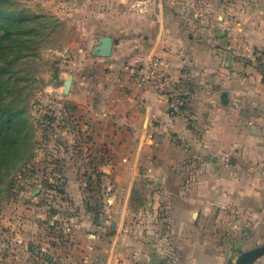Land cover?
Returning a JSON list of instances; mask_svg holds the SVG:
<instances>
[{
  "label": "crops",
  "instance_id": "obj_1",
  "mask_svg": "<svg viewBox=\"0 0 264 264\" xmlns=\"http://www.w3.org/2000/svg\"><path fill=\"white\" fill-rule=\"evenodd\" d=\"M53 1L58 12L82 8L92 33L89 58L58 74L62 93L72 77L63 93L69 123L56 119L41 131L50 140L39 144L40 160L48 144L56 158L67 156L42 181L59 178L67 194L59 203L70 213H51L45 223L42 204L24 210L1 264L217 263L212 244L201 240L206 225L190 208L212 193L187 194L181 186H235L216 168L264 148V0ZM101 37L113 42L108 57L91 55ZM155 58L185 99L175 115L134 73ZM79 164L90 170L89 183L103 178L114 187L113 206L96 213L84 205ZM191 168L201 170L188 176ZM43 190L28 195L42 201Z\"/></svg>",
  "mask_w": 264,
  "mask_h": 264
},
{
  "label": "rangeland",
  "instance_id": "obj_2",
  "mask_svg": "<svg viewBox=\"0 0 264 264\" xmlns=\"http://www.w3.org/2000/svg\"><path fill=\"white\" fill-rule=\"evenodd\" d=\"M10 1L13 2L15 8L36 15H44L46 19L39 22L36 27L39 35L30 42V50L26 52L27 56L20 59L12 73L9 74L11 82H18L16 88L20 91V97L11 99V102L16 108L25 111L30 127L31 145L23 161L8 176L4 177L0 184V264L7 253L5 246L14 239L15 232L11 231L20 226L24 210L33 211L35 205L42 204L46 213L45 223L50 220L49 214L69 211L67 204L61 206L59 203L60 200L66 203L67 200L64 184L59 178L52 177L53 179L42 181L43 177L52 176L55 170H59L58 166L67 160V156L63 154L64 157L56 158L52 147L46 143L48 145L43 148L44 155L40 160L39 154L42 148H39V144L50 140L49 138L44 139L41 131L51 130L56 126V119H59L60 125L65 128L69 123L67 119L69 114L65 109L66 96L60 90L58 74L62 72L64 78L73 70L74 63L78 65L89 58L86 51L92 34L89 27H86L87 19L83 18V9L80 7L72 10L66 6L60 7L61 11L58 12V4L53 0ZM68 12L76 15V19H70ZM168 113H170L169 110ZM62 143L69 145L67 139H64ZM76 156L78 159L81 154L76 153ZM241 157L240 160L236 159L227 163L224 168H216V172L223 175L225 179L235 178L238 181L235 186L230 183L215 182H193L181 186L182 191L187 194L192 191V188L204 194L212 193L211 198L201 199L197 205L192 199L187 203L195 204L193 208H190L197 211L196 219L206 225L201 233V240L208 246L212 244V252L216 253L214 255L218 258L215 264H234L242 251L264 245V148L262 147L259 151L252 149ZM76 168L85 181L84 205L96 213L109 208V205L113 206L114 202L108 203L107 196L111 192L114 193V187L112 191L110 187L112 185L105 186L107 183L104 184L103 178H97L98 181L89 183L90 170L84 168L82 164L77 165ZM198 170L200 171L201 168H191L186 174L189 176ZM195 179L198 180V178ZM204 179L205 177L202 178ZM38 186L44 189L42 201L38 198L33 200L28 195ZM144 186L140 187L144 188ZM106 189H110L109 192L105 193ZM243 189L246 191L245 194L242 193ZM139 198L141 202L143 198L136 197L137 200ZM119 200H122V197ZM161 209L162 207L157 205L156 212L159 215L164 212L160 211ZM144 210L151 214L147 206ZM64 219L57 217L53 221L64 224L66 223ZM253 264H264V256Z\"/></svg>",
  "mask_w": 264,
  "mask_h": 264
},
{
  "label": "trees",
  "instance_id": "obj_3",
  "mask_svg": "<svg viewBox=\"0 0 264 264\" xmlns=\"http://www.w3.org/2000/svg\"><path fill=\"white\" fill-rule=\"evenodd\" d=\"M44 19V15L15 8L10 0H0V184L23 161L31 145L25 111L11 102L20 97V91L9 74L27 56L30 42L39 35L36 27Z\"/></svg>",
  "mask_w": 264,
  "mask_h": 264
},
{
  "label": "built area",
  "instance_id": "obj_4",
  "mask_svg": "<svg viewBox=\"0 0 264 264\" xmlns=\"http://www.w3.org/2000/svg\"><path fill=\"white\" fill-rule=\"evenodd\" d=\"M260 60L263 59L261 56ZM135 75L139 78L140 82L151 89L154 94L164 100L167 105V109L171 114L178 113L185 105V99L183 95L177 91L175 83L168 75L165 64L159 58L153 59L151 64L146 68H137L134 71ZM110 189H106L109 192ZM108 195L107 200L110 203V197Z\"/></svg>",
  "mask_w": 264,
  "mask_h": 264
},
{
  "label": "water",
  "instance_id": "obj_5",
  "mask_svg": "<svg viewBox=\"0 0 264 264\" xmlns=\"http://www.w3.org/2000/svg\"><path fill=\"white\" fill-rule=\"evenodd\" d=\"M91 51V55L98 57H108L112 49V40L108 37H101ZM71 76L69 75L63 82V93L66 94L71 84ZM37 192V190H35ZM264 256V245L242 251L236 258L234 264H253L257 259Z\"/></svg>",
  "mask_w": 264,
  "mask_h": 264
}]
</instances>
